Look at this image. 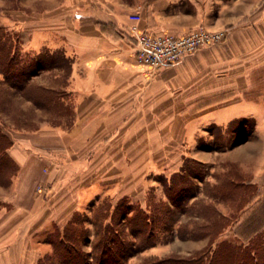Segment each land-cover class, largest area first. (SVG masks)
Listing matches in <instances>:
<instances>
[{
    "label": "crops",
    "instance_id": "crops-1",
    "mask_svg": "<svg viewBox=\"0 0 264 264\" xmlns=\"http://www.w3.org/2000/svg\"><path fill=\"white\" fill-rule=\"evenodd\" d=\"M14 2L1 12L16 18L12 33L22 50L70 58L66 92L74 122L69 129L12 134L7 153L17 170L9 186H0V264H44L51 252L46 234L62 230L82 210L86 191L128 195L123 190L130 178L113 177L112 166L125 173L133 160L140 171L166 173L165 149L179 145H189L187 158L213 162V154L192 146L211 125L227 137L232 123L252 120V138L235 145L258 149L250 183L255 202L264 197V0ZM213 2L219 3L216 11L210 10ZM133 13L141 19L131 21ZM201 25L227 27L226 39L157 70L137 63L136 30L184 33ZM244 148L220 155L244 166ZM69 166L91 172L71 179Z\"/></svg>",
    "mask_w": 264,
    "mask_h": 264
},
{
    "label": "rangeland",
    "instance_id": "rangeland-1",
    "mask_svg": "<svg viewBox=\"0 0 264 264\" xmlns=\"http://www.w3.org/2000/svg\"><path fill=\"white\" fill-rule=\"evenodd\" d=\"M14 1L17 2L19 0H0V26L9 34H13V21L16 18L10 16L11 13H2L1 11L11 10L13 5H15ZM20 1L26 7L27 0ZM218 6L219 3L213 2L210 10L216 11ZM199 8L204 9L205 7ZM2 21L6 24H3ZM195 28L210 30L203 25ZM215 30L224 31V40L226 39L228 33L227 27H219ZM22 49L23 47L21 46V54L28 57H35L44 51L35 54ZM57 74V70L53 72L44 71L35 76L32 79V83L44 87L53 86L57 80L59 81ZM2 79L3 77L0 75V80ZM62 91L65 93L64 104L72 107L71 109L73 110L66 87ZM12 98L14 108L7 105V110L2 112L0 109V126L9 139H12V134L22 136L41 127L57 126L69 129L74 122L73 114L71 119L69 115L66 117V114L55 117L54 114L45 109L34 107L24 97H21L19 93L14 94ZM8 109H10V113L14 110L21 114L22 117H27L31 125L24 128H15L8 116ZM252 128V120L246 119L237 120L232 123L225 130V135H228L227 137L223 136V130L218 126L211 125L203 129L202 134L197 136V145L192 146L197 150L213 154V162L204 163L189 157L187 158L185 155L189 152V145H179L178 149L175 147L171 149H167L166 147L165 149L164 168L166 173H155L150 169L148 172L140 171L135 165L137 161L133 162V160L131 167H126L125 173L122 171L120 173L119 166H112L110 172L112 174L115 173L113 177L119 178L126 175L127 178H130V183L123 190V193L129 194L123 195L120 198L117 195L110 196L107 193H100L99 191L102 188L93 190V192L86 191L82 200V210L74 213L62 230L56 227L51 229L45 236L46 241L49 242L48 238L53 233L59 234L58 236L61 237L64 232L70 229L74 233L75 249L85 253L90 264H95V261H93V257L96 254L94 245L101 236L102 228L106 225H109L114 231H118L116 235L120 240H124L127 244L136 243L137 239H134L130 232V219L134 212L133 210L139 208L148 214L157 212L161 220L160 222L157 220L152 222V226L155 228V243L130 256L126 264H148L167 257L193 258L200 256L210 248L209 238L204 236V228L209 220L201 215L199 209L201 206L212 205L220 214L227 216L230 220V225L218 235L214 244L220 241H227L234 245H246L253 238L254 240L259 239L264 245V207L262 199L259 202L251 200L247 204H244L243 200L238 196L220 198L214 189V186L218 185L222 177L227 173L233 178H235L234 175H238L237 180H242L246 183L242 185L243 188L246 186L252 189L250 187L253 185L250 183L254 169L252 158L258 156V149H254L250 145H235L251 139L253 136L251 133ZM234 146L245 147L242 150L245 161L244 166H240L236 161L228 160L226 156L220 155L221 151ZM214 151L219 154H214ZM170 159H175L176 161L171 164L172 160L168 162ZM178 162L181 164L180 166H178ZM85 168L69 166L66 169V173L72 175L71 179H75L74 176L82 173L80 171L85 170ZM173 168L178 171L174 173ZM106 169L107 165L101 163V170L105 171ZM90 172L91 169L88 168L84 173ZM143 177H146L147 181L139 182L140 178ZM9 184L0 183V186L6 188ZM179 186L184 187V190L178 191ZM242 186L239 188L240 191H243L241 189ZM240 193L242 194L243 192ZM166 208L171 210L172 213L170 215L165 214ZM254 210L257 211L256 219L251 222L249 219ZM200 227L202 230L197 233L203 234V236L190 237V231L197 230ZM255 228H258L256 229L258 231L254 233ZM214 244L211 249L214 248ZM43 261L44 264H58L52 246L50 254H47ZM66 264H79V260L75 257L72 263L70 261V263L67 262Z\"/></svg>",
    "mask_w": 264,
    "mask_h": 264
},
{
    "label": "trees",
    "instance_id": "trees-1",
    "mask_svg": "<svg viewBox=\"0 0 264 264\" xmlns=\"http://www.w3.org/2000/svg\"><path fill=\"white\" fill-rule=\"evenodd\" d=\"M21 46L18 35L9 34L0 26V75L3 77L0 80L1 111L7 110V105L14 108L12 97L14 94L19 93L21 97H24L34 107L45 109L54 114L55 117L66 114V117L69 115L71 119L73 110L71 109L72 107L64 104L65 93L62 91L66 87L70 75V58L59 51L51 52L49 50H44L43 53L35 57H28L21 54ZM56 70L59 81L57 80L53 86L44 87L32 83V79L42 72H53ZM8 110V116L15 128H24L31 125L27 117H22L21 114L14 110L10 113V109ZM11 144V139L2 131L0 126V183L6 185L10 183L11 177L17 170L15 162L7 153V149ZM234 177L229 173L225 174L218 185L214 186L216 194L223 199L225 196H238L243 200L244 204L254 200L256 191L254 185L250 186L252 189L246 186L244 187L246 189H244L242 185L246 184L245 181L237 180L238 175H234ZM181 186H179L178 191L184 190V187L182 188ZM241 186L243 191L239 190ZM240 192L243 193L241 194ZM262 202L264 207V197ZM133 211L130 219V232L134 239H137L136 243L127 244L124 240H120L116 235L118 231H114L109 225H106L102 228L101 236L94 245L96 254L93 257V261H95V264H126L130 256L155 243V228L152 226V222L156 220L160 222L161 217L157 212L148 214L139 208H135ZM199 212L209 220L204 228V236L209 238L210 248L197 257H167L148 264H264V245L259 239L254 240L251 238L246 245H234L227 241H220L214 244L218 235L230 225V220L227 216L220 214L212 205L201 206ZM171 213V210L166 208L165 214L170 215ZM256 214L257 211L254 210L249 221H254ZM230 218L232 217L230 216ZM256 229L258 228L254 229V233L258 231ZM200 230H202L201 227L190 231V237L203 236V234L197 233ZM58 235L53 233L48 238L58 264H66L67 262L70 263V261L72 263L75 257L78 258L79 264H90L87 260V255L75 249L72 230L69 229V231L64 232L61 237ZM213 244L215 246L211 249Z\"/></svg>",
    "mask_w": 264,
    "mask_h": 264
},
{
    "label": "built area",
    "instance_id": "built-area-1",
    "mask_svg": "<svg viewBox=\"0 0 264 264\" xmlns=\"http://www.w3.org/2000/svg\"><path fill=\"white\" fill-rule=\"evenodd\" d=\"M131 21L141 19L138 13L129 15ZM134 30V29H133ZM136 61L148 70L174 65L198 50L213 46L225 38L221 30L191 29L184 33L135 31Z\"/></svg>",
    "mask_w": 264,
    "mask_h": 264
}]
</instances>
